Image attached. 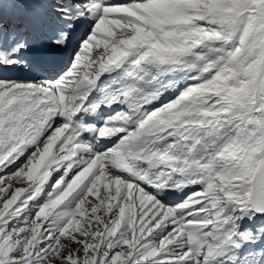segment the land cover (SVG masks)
Returning <instances> with one entry per match:
<instances>
[{
    "label": "snow or ice",
    "instance_id": "1",
    "mask_svg": "<svg viewBox=\"0 0 264 264\" xmlns=\"http://www.w3.org/2000/svg\"><path fill=\"white\" fill-rule=\"evenodd\" d=\"M0 264H264V0H0Z\"/></svg>",
    "mask_w": 264,
    "mask_h": 264
}]
</instances>
